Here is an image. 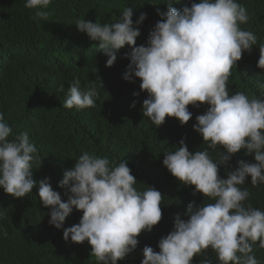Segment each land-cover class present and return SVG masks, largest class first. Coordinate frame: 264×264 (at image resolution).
<instances>
[{"label":"clouds","instance_id":"1","mask_svg":"<svg viewBox=\"0 0 264 264\" xmlns=\"http://www.w3.org/2000/svg\"><path fill=\"white\" fill-rule=\"evenodd\" d=\"M175 2L167 0L164 13L157 10L162 18L142 46L134 45L147 14L141 13L133 23L132 7L124 8L112 24L84 19L75 24L78 32L98 42L96 52L107 57L106 67L117 60L118 50L129 46L123 79L140 81V91L147 93L142 115L155 127L166 117L183 126L192 118L189 105H208L193 125L206 148L190 152L181 139L162 164L180 183L194 187L193 195L199 193L213 202L200 206L190 202L183 213L187 219L176 215L173 230L158 242L159 252L150 246L143 248L141 264H192L194 256L209 248L219 264H259L254 245L258 242L264 249V211L245 203L251 194L241 185L248 177L252 186L264 184V98L250 99L242 92L230 95L227 86L231 69L244 52H251L257 37L241 29L249 16L237 0H199L179 11L171 6ZM51 3L25 0L23 6L36 10L34 19L47 20ZM256 66L264 70V42L259 44ZM98 95L95 84L81 90L79 79H74L62 106L77 111L93 108ZM209 150L220 152L218 160ZM241 150L254 162L238 160L235 170L221 178L219 168ZM37 162L41 164L29 133L13 134L0 113V189L13 198L31 193ZM136 184L127 161L117 165L108 157L84 152L59 181L67 200L62 201L47 177L39 182L38 199L50 209L48 223L57 230L74 209L81 212L79 223L63 230V240L87 241L97 264H117L135 250L141 232H150L162 218V194L152 187L138 191ZM201 264L211 261L205 259Z\"/></svg>","mask_w":264,"mask_h":264},{"label":"trees","instance_id":"2","mask_svg":"<svg viewBox=\"0 0 264 264\" xmlns=\"http://www.w3.org/2000/svg\"><path fill=\"white\" fill-rule=\"evenodd\" d=\"M197 2L176 0L171 6L179 11ZM237 2L249 16L241 29L253 32L257 44L250 53L244 52L231 69L229 94L242 92L250 99L264 98V70L256 66L259 44L264 42V0ZM24 3L25 0H0V113L13 134L29 133L41 164L34 163L32 179L36 186L24 198H13L0 189V264H97L90 256L87 241L74 244L63 240V230L78 224L82 213L74 209L57 230L48 223L50 209L44 208L38 199L39 182L47 177L53 190L66 201L59 181L63 172L72 169L87 151L108 157L117 165L127 161L138 191L152 187L162 194L161 220L150 232H141L135 250L117 261L141 264L143 248L150 246L159 252L158 242L173 230L176 215L187 219L183 213L190 202L195 206L213 202L199 193L193 195L194 187L180 183L162 164L165 155L176 150L181 139L190 152L206 148L193 125L208 105H189L192 118L183 126L175 118L166 117L160 127H155L142 115L147 93L140 91V81L123 79L129 64L124 58L131 50L129 46L118 50L117 60L106 67L107 57L96 52L98 42L78 32L75 24L80 19L112 24L124 8L132 7L133 23L141 13L147 14L134 45L142 46L162 18L157 10L166 12L167 0H52L46 9L50 13L47 20L34 19L36 10L25 9ZM74 79H79L81 90L95 84L99 94L95 107L77 111L62 106ZM134 92L139 95L134 97ZM133 101L135 107H131ZM209 153L218 160L219 151ZM241 159L254 162L252 156L241 150L219 168L218 175L227 178ZM250 180L248 177L241 185L251 194L245 203L264 211V184L252 186ZM254 255L259 264H264V249L258 247V242ZM205 259L219 264L211 248L194 256L192 264H201Z\"/></svg>","mask_w":264,"mask_h":264},{"label":"bare ground","instance_id":"3","mask_svg":"<svg viewBox=\"0 0 264 264\" xmlns=\"http://www.w3.org/2000/svg\"><path fill=\"white\" fill-rule=\"evenodd\" d=\"M18 50V49H17ZM51 82V81H50ZM42 104V103H41ZM103 141V140H102ZM90 142V141H89ZM105 142V141H104ZM76 144V143H75ZM104 145V144H103ZM103 150V149H102ZM88 152V151H87ZM74 154V153H73ZM71 157V156H70ZM63 161V160H62ZM70 162V161H69ZM61 165V164H60ZM37 166V165H36ZM57 166V165H56ZM66 167V166H65ZM46 170V168H45ZM55 170V169H54ZM46 175V174H45ZM53 177V176H52ZM53 180V179H52ZM3 231V230H2Z\"/></svg>","mask_w":264,"mask_h":264}]
</instances>
